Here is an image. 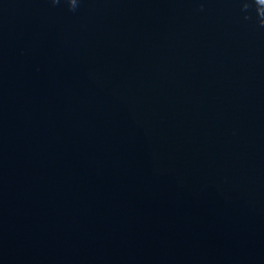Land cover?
Returning <instances> with one entry per match:
<instances>
[{
  "label": "water",
  "instance_id": "obj_1",
  "mask_svg": "<svg viewBox=\"0 0 264 264\" xmlns=\"http://www.w3.org/2000/svg\"><path fill=\"white\" fill-rule=\"evenodd\" d=\"M241 7L0 0V264H264V28Z\"/></svg>",
  "mask_w": 264,
  "mask_h": 264
},
{
  "label": "clouds",
  "instance_id": "obj_2",
  "mask_svg": "<svg viewBox=\"0 0 264 264\" xmlns=\"http://www.w3.org/2000/svg\"><path fill=\"white\" fill-rule=\"evenodd\" d=\"M59 0H53V3H58ZM65 2L68 4L70 11H75L78 6V0H65ZM251 4L255 5V13H256V23L259 28H264V5L260 3V0H242V12H247ZM245 20L251 19L250 16L245 15Z\"/></svg>",
  "mask_w": 264,
  "mask_h": 264
}]
</instances>
